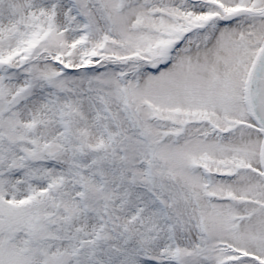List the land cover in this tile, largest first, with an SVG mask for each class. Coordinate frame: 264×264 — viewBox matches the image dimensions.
Instances as JSON below:
<instances>
[{
    "label": "snow or ice",
    "instance_id": "obj_1",
    "mask_svg": "<svg viewBox=\"0 0 264 264\" xmlns=\"http://www.w3.org/2000/svg\"><path fill=\"white\" fill-rule=\"evenodd\" d=\"M0 264H264V0H0Z\"/></svg>",
    "mask_w": 264,
    "mask_h": 264
}]
</instances>
